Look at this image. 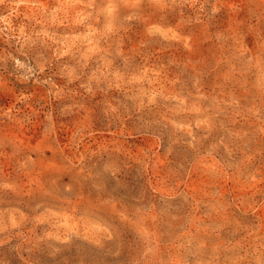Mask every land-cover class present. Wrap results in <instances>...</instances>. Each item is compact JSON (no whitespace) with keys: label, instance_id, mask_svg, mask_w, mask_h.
<instances>
[{"label":"rangeland","instance_id":"1","mask_svg":"<svg viewBox=\"0 0 264 264\" xmlns=\"http://www.w3.org/2000/svg\"><path fill=\"white\" fill-rule=\"evenodd\" d=\"M0 264H264V0H0Z\"/></svg>","mask_w":264,"mask_h":264}]
</instances>
